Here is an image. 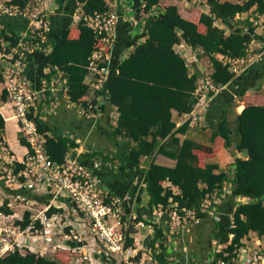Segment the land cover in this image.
I'll return each mask as SVG.
<instances>
[{
  "label": "trees",
  "instance_id": "obj_1",
  "mask_svg": "<svg viewBox=\"0 0 264 264\" xmlns=\"http://www.w3.org/2000/svg\"><path fill=\"white\" fill-rule=\"evenodd\" d=\"M112 1L70 0L66 9L71 14L78 8L83 13L93 14L109 10ZM161 1L134 0L135 16L139 18L142 14H149ZM11 2L24 6L27 0ZM205 5L207 8L203 10L193 7L190 18H186L177 4H168L158 15L149 18L143 34L145 39L140 42L138 36L127 38L122 25L121 36L124 35V38L114 59V72L105 84L107 94L104 92L102 96L118 113L110 139H121L126 147L115 157L106 154L103 157L112 164L120 159L121 172H145L148 202L137 207V220L142 218V210L153 211L157 206L167 207L171 204H177L181 212L196 209L200 217L206 218L208 214L200 210L203 201L213 194L221 196L230 188L226 200L231 203V217L221 220L224 235L216 232L217 225L214 235L221 243H227V251L234 252L251 233L264 236V93L257 89L261 85H256L264 75V60L238 77L231 71L229 63L230 59L246 55L254 31L251 18L257 13L264 14V0H205ZM244 14H247V18L242 19ZM0 23L5 26L2 35L11 31L2 18ZM73 23V18L68 15L52 18L49 77L57 69L63 70L68 79L70 100L85 108L92 106L94 112L101 111L100 107L97 109L101 104L98 99L100 90L93 88L96 77L88 80L91 58L101 44L100 36L84 21ZM183 40L209 59L212 67L209 74L213 83L220 87L233 84V91L245 102V107L234 120L229 116V106L235 105L233 98L220 117L215 116L217 121L212 120L210 143L189 137L181 140L177 136L178 133H188L191 120L178 125L174 112L182 116L194 111L201 98L196 93L199 81L205 77V72L200 69L192 71L176 49V45ZM130 45L133 48L120 58ZM0 81L3 83L1 72ZM225 96L228 94L221 93L214 99L209 112L211 116L216 109L213 106L219 103L220 97ZM8 101L9 95L4 88L0 102ZM216 110L222 112L220 107ZM30 117L36 121L40 132L46 135L47 153L53 161L63 163L67 156L76 154L73 150L80 145L77 136L55 131L45 122L41 110L36 115L31 113ZM5 130L6 120L0 110V137ZM19 140L22 145H28L22 134H19ZM222 149L229 150L235 157L231 171H219L218 163L207 162V158L216 157ZM98 153L91 149L83 155L82 161L91 167L93 164L86 157L93 158ZM155 154H163L176 163L174 166L159 164L155 162ZM144 156L153 159L142 170L141 159ZM23 167L22 163H15V171ZM0 184L7 194L24 192L1 169ZM235 198L239 201L234 202ZM55 210L51 208L48 213ZM0 212L10 217L14 215L8 198L0 204ZM31 217L32 212L28 210L23 220H17V223L27 227L32 221ZM158 234L161 235L160 230ZM200 242L202 248H209L202 237ZM222 256V253L218 254V257ZM71 257L72 253L66 249L57 251L52 257L33 252L22 253L16 249L1 256L0 264H68Z\"/></svg>",
  "mask_w": 264,
  "mask_h": 264
},
{
  "label": "built area",
  "instance_id": "obj_2",
  "mask_svg": "<svg viewBox=\"0 0 264 264\" xmlns=\"http://www.w3.org/2000/svg\"><path fill=\"white\" fill-rule=\"evenodd\" d=\"M11 1L0 0V18L22 17L27 21V27L19 33L8 31L2 35L5 26L0 23V72L9 95L5 107L13 113L10 118L15 120L19 134L27 139L28 145L22 159L16 160L0 139V158L8 162L6 168L0 169L24 190L7 195L9 206L13 210L24 206L25 212L34 213L30 225L23 227L17 220L22 221L25 212L19 218L0 212V255L19 249L50 257L66 249L72 253L68 264H264V236L255 232L245 237L234 252L227 251V243L218 239L205 255L199 248L190 247L186 231L204 219L196 209L181 212L177 204L157 206L153 211L142 210V218L137 220L138 208L128 211L124 198L102 182L94 166L82 161L81 154L83 156L86 149L78 138L80 145L73 150L76 154L67 156L65 162L50 158L46 135L40 132L30 114L36 115L41 110L45 120L63 102L84 116L95 112L92 106L85 108L70 100L68 79L63 70L57 69L49 77V65V72L37 85L27 75V68L33 64L37 53L50 54L51 17L58 3L27 0L22 6ZM111 5L109 10L93 14L80 10L74 17L76 23L84 21L100 36V47L89 65L90 74L96 77L97 90L106 84L113 72L112 58L121 14L116 0ZM251 22L254 31L246 55L229 60L236 77L264 58V14L257 13ZM176 48L192 71L201 69L205 72L196 91L201 96L200 102L185 117L195 124L204 118L205 106L211 98L209 94H217L225 86L213 83L209 72L202 68L199 52L186 41L177 44ZM101 63L106 65L101 67ZM16 162L24 165L19 171H15ZM222 195L206 198L201 204V212L215 216ZM51 208L56 210L49 214ZM220 253L222 257H218Z\"/></svg>",
  "mask_w": 264,
  "mask_h": 264
},
{
  "label": "crops",
  "instance_id": "obj_3",
  "mask_svg": "<svg viewBox=\"0 0 264 264\" xmlns=\"http://www.w3.org/2000/svg\"><path fill=\"white\" fill-rule=\"evenodd\" d=\"M55 3H58L57 8L54 12H52V17L55 16H70L73 18V24H76L74 17L81 9L78 8L76 11L71 14L67 11V6L70 3V0H54ZM59 1H61L59 3ZM233 1H239V0H233ZM118 11L121 14L119 26H118V40L117 45L114 51V55L112 58V71L113 70V64L114 59L116 60V53L119 49V43L123 41L124 35L121 36V27L123 25V28L125 32L127 33L126 37L136 38L138 36V41H142L145 39L143 34L146 31L147 22L151 16H156L160 12L164 10V7L168 4H177L179 7L180 13L186 17L190 18L191 16V9L193 7H200L202 10L207 8V5H205V0H162L161 3L158 5V7L154 8L149 14H142L145 15L143 17H137L135 16L134 12V0H116ZM247 18V14H244L242 16V19ZM2 19L6 24H8L11 28L12 33H19L27 27V21L22 17H10V16H3ZM4 24V23H3ZM15 31V32H14ZM131 47L126 48L124 53L122 52L120 55V58H122L123 55H127V53L133 48ZM177 49V48H176ZM48 56L44 53H37L34 57L33 64L30 65L27 68V75L28 77L36 83V85L40 82V80L49 72V62H48ZM264 58L256 62L255 64H258L259 62L263 61ZM255 64L249 66L247 69H245L240 76H243L252 66ZM209 70L208 72L211 73V63L209 64ZM112 72V73H113ZM111 73V75H112ZM110 75V76H111ZM263 77L259 79V83L264 80ZM92 75L88 76V80L91 81ZM97 83V81H96ZM95 83V84H96ZM258 82L256 85H260ZM238 85H234V87H237ZM232 85H226L221 92L217 94H209V97H211L207 105L205 106V112H204V118L199 120L197 123L190 124V129L188 133L182 134L178 133L177 136L183 140L184 138H192L197 141L203 142V143H210V137L212 134V120L217 121V117L223 113L224 109L227 107L228 103L230 102L231 98L234 99L235 105L229 106V116L231 120H234L236 117V114L240 113L243 109H240L241 106L243 108L245 107V102L239 100V95L233 91ZM264 87V86H262ZM95 88V85L93 86ZM4 89V84L0 81V94L2 93ZM99 97L98 99L101 101L100 106H97V109L100 107L101 111L95 112L94 115L91 116H84L76 109L71 107L70 105L63 102L58 110L51 112L48 114L45 118V122H48V124L54 128L55 131L59 133H67L71 136H77L78 139L82 142V146L84 147L85 152H90L91 149H94L95 151H99V153L95 157H86L87 160L92 162L91 167H95L96 173L101 177L102 182L105 183L112 191L116 192L120 196L124 198L125 206L128 211L134 210L138 206H141L142 203L146 204L148 202V196L146 193V176L145 172H137V173H126L121 172L119 169L120 159H116L114 161L115 164H112V162H109L107 158L103 157V154L110 155L111 157H115L116 155L120 154L124 149L123 147H126L125 143L121 139H110V135H112L113 127L116 125V119H117V110L115 107L109 106L108 100L106 101L105 98H103L104 92L107 94L105 90V85L99 89ZM221 93H227L228 96L220 97L218 100L219 103H217L216 106H213L216 109L222 108L221 111H217L216 109L213 110V116L209 114L211 104L214 101L215 98H218V95ZM230 95V96H229ZM94 96V94H93ZM228 97V100L226 99ZM233 103V104H234ZM0 110L3 113L5 120H6V130L2 137L0 139L4 142L6 147L9 149V154L12 158L16 160H21L23 155L26 152V145H22L19 140V132L18 128L16 126L15 120L10 118L13 114L9 109H7L6 103L0 102ZM213 105V104H212ZM5 107V108H4ZM99 108V109H100ZM209 114V116H208ZM174 116L177 120L178 125L183 123L186 120L185 115H178L177 112H174ZM217 116V117H215ZM9 117V119H8ZM220 117V116H219ZM218 117V118H219ZM210 120V121H209ZM205 126V129L202 131L198 130L199 125ZM204 135V136H203ZM206 135V139L204 138ZM227 150L222 149L220 153L216 157L207 158V162L210 163H218L220 165L221 170H227V162L225 160V156L227 155ZM85 154V153H84ZM155 158V162L166 165V166H174L176 161L172 158H169L163 154H155L153 156ZM153 157H147L144 156L141 160V169L145 170ZM81 158L83 160V156L81 154ZM10 162V160H9ZM4 163L2 159L0 158V164ZM6 163H8L6 161ZM234 163V161L232 162ZM233 167L231 168V170ZM0 191L8 195L4 189V187L0 184ZM230 193V188H227L226 193L222 195V198L220 200V203L216 206V213L215 216H208L204 219H202L198 224L190 227L186 231V241L189 244L190 247L199 248L202 253V255H205V252L207 253L208 250L211 248L214 241H216V237L214 235V230L216 225L218 226L217 231L218 233H222L224 235V232L222 230L221 226V220L225 217H231V212L229 206L231 203L226 200V197ZM8 198V196L6 197ZM5 198V199H6ZM40 202H44L43 198H39ZM229 199V198H228ZM2 200L0 199V203ZM234 202H238V198L234 199ZM229 203V204H228ZM233 205V203H232ZM24 207V206H23ZM23 207H14V217H20L24 212L25 208ZM34 212L32 211V214ZM202 237V241L205 240L206 245L209 248H202L200 239ZM230 238H232V234H230ZM199 240V241H198ZM1 244V243H0ZM202 248V249H201ZM22 252V251H21ZM7 253V252H6ZM6 253H3L0 255L3 256ZM23 253V252H22ZM52 257V256H50Z\"/></svg>",
  "mask_w": 264,
  "mask_h": 264
},
{
  "label": "rangeland",
  "instance_id": "obj_4",
  "mask_svg": "<svg viewBox=\"0 0 264 264\" xmlns=\"http://www.w3.org/2000/svg\"><path fill=\"white\" fill-rule=\"evenodd\" d=\"M143 16H145V15H142V17ZM199 59H200V63H201V65H202V68H203V70H209V64H210V61H209V59L207 58V57H205V56H203V55H201V54H199ZM260 85H261V87L259 86L257 89L262 93H264V87H262V86H264V80H262L260 83H259ZM256 89V90H257ZM259 92V93H260ZM240 100V99H239ZM240 101H242V100H240ZM233 122V121H232ZM198 130L199 131H202V130H204L205 129V126H203V125H199L198 127ZM204 136V135H203ZM205 139H206V135H205V137H204ZM227 155L225 156V160L226 161H224V162H227V167H226V169L227 170H229V171H231V168H232V166H231V164H232V162L234 161V159H235V157H234V155H232V153L230 154V151L228 150L227 151V153H226ZM8 166V164H6L5 162L4 163H2V164H0V168H2L3 169V167L4 168H6ZM7 197V195L5 194V193H3L2 191H0V199L3 201L5 198Z\"/></svg>",
  "mask_w": 264,
  "mask_h": 264
},
{
  "label": "bare ground",
  "instance_id": "obj_5",
  "mask_svg": "<svg viewBox=\"0 0 264 264\" xmlns=\"http://www.w3.org/2000/svg\"><path fill=\"white\" fill-rule=\"evenodd\" d=\"M200 70H201V69H200ZM235 76H236V75H235ZM237 77H238V76H237ZM240 109H243V106H241ZM187 115H190V114H187ZM187 115H185V116H187ZM187 119H190V118H186V120H187Z\"/></svg>",
  "mask_w": 264,
  "mask_h": 264
}]
</instances>
